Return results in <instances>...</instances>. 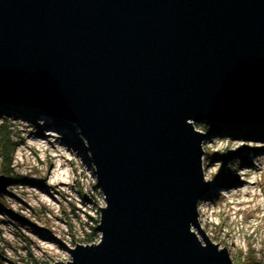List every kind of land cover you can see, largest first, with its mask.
<instances>
[{"label":"water","instance_id":"obj_1","mask_svg":"<svg viewBox=\"0 0 264 264\" xmlns=\"http://www.w3.org/2000/svg\"><path fill=\"white\" fill-rule=\"evenodd\" d=\"M0 103L78 128L103 195L99 239L50 264H231L192 123H264V0H0Z\"/></svg>","mask_w":264,"mask_h":264},{"label":"rangeland","instance_id":"obj_2","mask_svg":"<svg viewBox=\"0 0 264 264\" xmlns=\"http://www.w3.org/2000/svg\"><path fill=\"white\" fill-rule=\"evenodd\" d=\"M192 124L205 134L201 167L209 172L204 178L209 190L196 207L200 230L218 248L225 247L231 264H264V134L229 132L210 122ZM1 125L17 145L8 184L0 193V264H10L8 259L13 264L68 261L74 243L99 239L95 225L104 205L84 139L71 123L35 108L28 114L0 109ZM53 148L62 154L54 155ZM59 162L64 181L51 184ZM236 173L248 183L221 188Z\"/></svg>","mask_w":264,"mask_h":264},{"label":"trees","instance_id":"obj_3","mask_svg":"<svg viewBox=\"0 0 264 264\" xmlns=\"http://www.w3.org/2000/svg\"><path fill=\"white\" fill-rule=\"evenodd\" d=\"M0 109L5 111V112H11L13 109H18L20 111H24L26 114H28L29 109L28 107H18V106H9V105H5L0 103ZM219 126H223L224 128L229 129L230 131H235V130H241L243 133L246 134H256V133H260V134H264V123L262 124H255V123H240V124H224V125H217V127L219 128ZM256 132V133H254ZM16 143L15 142H11L9 139V134L7 132L4 131V127L1 125L0 127V169L1 172L3 173L2 175L5 176H10L9 175V167L11 166V160H12V156H13V151L16 147Z\"/></svg>","mask_w":264,"mask_h":264},{"label":"bare ground","instance_id":"obj_4","mask_svg":"<svg viewBox=\"0 0 264 264\" xmlns=\"http://www.w3.org/2000/svg\"><path fill=\"white\" fill-rule=\"evenodd\" d=\"M45 137V136H44ZM44 144L42 143V142H39L38 143V147L41 149V150H44V146H43ZM52 151V153L54 154V153H56V155H61L62 153H61V151L59 150V149H54L53 148V150H51ZM55 155V154H54ZM251 169H257L256 168V166L255 165H252L251 163H248L247 164ZM60 166H61V163L59 162L58 163V165H57V168L54 170V172H53V175H52V177L51 178H49V183H58L59 181L60 182H63L64 181V177L61 175V174H59L58 173V169L60 168ZM202 170H203V178H205V180L207 181L208 180V175H209V172H205V170H204V167L202 168ZM238 174L236 173V174H234V175H232L231 176V178H234V179H232V181L231 182H223V184H221V188H226V189H231L232 187H236V186H238V185H242L243 183L244 184H247L248 183V181H245V180H243L242 182L238 179V176H237ZM46 240L47 241H49V240H51L50 238H46ZM42 246L44 245L43 243L41 244ZM45 246V245H44Z\"/></svg>","mask_w":264,"mask_h":264}]
</instances>
